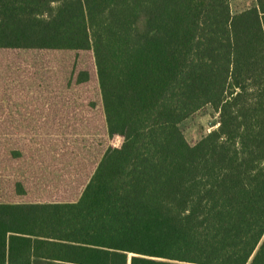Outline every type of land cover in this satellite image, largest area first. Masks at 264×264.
Wrapping results in <instances>:
<instances>
[{"label":"trees","instance_id":"16d2710c","mask_svg":"<svg viewBox=\"0 0 264 264\" xmlns=\"http://www.w3.org/2000/svg\"><path fill=\"white\" fill-rule=\"evenodd\" d=\"M87 123L0 158V264H264V0H0V140Z\"/></svg>","mask_w":264,"mask_h":264},{"label":"rangeland","instance_id":"374dc122","mask_svg":"<svg viewBox=\"0 0 264 264\" xmlns=\"http://www.w3.org/2000/svg\"><path fill=\"white\" fill-rule=\"evenodd\" d=\"M231 11L237 13L255 5V0H230ZM69 55L73 65V69L87 68L92 70L93 62L89 52H61ZM81 94L85 96L88 92L92 99H97V86L93 81L87 85L81 86ZM90 123L85 124H69L67 126L56 127L60 134L50 135V133L40 136V141L27 142L23 140V136H16L15 141L0 140V158L11 148H18L22 151L36 149H55L60 151H69L73 149H91V135L84 133L85 128ZM180 127L188 142L194 143L212 129L217 127V113L210 107L198 111L184 120ZM4 138V136H2ZM55 140V141H53Z\"/></svg>","mask_w":264,"mask_h":264},{"label":"crops","instance_id":"0c3cea01","mask_svg":"<svg viewBox=\"0 0 264 264\" xmlns=\"http://www.w3.org/2000/svg\"><path fill=\"white\" fill-rule=\"evenodd\" d=\"M31 264H78V263L53 260V259L42 258V257H33L31 260Z\"/></svg>","mask_w":264,"mask_h":264}]
</instances>
